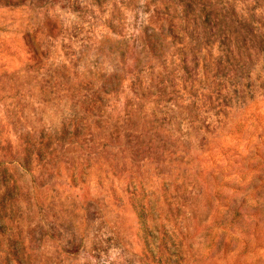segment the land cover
Returning a JSON list of instances; mask_svg holds the SVG:
<instances>
[{"label": "rangeland", "instance_id": "rangeland-1", "mask_svg": "<svg viewBox=\"0 0 264 264\" xmlns=\"http://www.w3.org/2000/svg\"><path fill=\"white\" fill-rule=\"evenodd\" d=\"M206 183L213 210L262 214L213 226ZM132 190L156 209L152 257ZM177 246L180 264H264V0L0 5V264H163Z\"/></svg>", "mask_w": 264, "mask_h": 264}, {"label": "trees", "instance_id": "trees-1", "mask_svg": "<svg viewBox=\"0 0 264 264\" xmlns=\"http://www.w3.org/2000/svg\"><path fill=\"white\" fill-rule=\"evenodd\" d=\"M23 2L24 0H0V5L16 6ZM181 183H183V180ZM168 185L172 187L173 191H175V189L178 187V184L175 179L169 181L167 184L162 183L160 185L159 189L160 191H162L163 201H165L164 205H167V198L165 197V193L168 188ZM196 187L198 192L196 193L195 198H198V196L201 195V197L196 200L197 204L198 202L201 204V207H199L198 210L201 211L202 218H207L208 221L212 222L213 226H222L228 222L227 219H230L232 222H230L229 227H235L239 225V216L241 214L246 217L251 215L256 216L258 214H262V207L252 208L247 204H244L243 201H233V203L224 204L225 213L218 212L217 210L215 211L213 210V201L221 202L222 200L220 198V194L214 191L212 185H210L209 183L203 185L197 184ZM151 194H153V192H151ZM128 195V204L136 219V237L140 245L142 246L143 250L151 257L154 256L155 253H161L160 250H158V246H155V253H153L152 249L149 247V245L151 244L150 240H153L155 238L154 232L158 229L155 224L152 225L147 223L149 219L151 220V217L153 216V214L155 215L156 212L153 203L149 201L144 191L132 190L128 192ZM201 213H197L196 215L200 216ZM244 221L247 222V220ZM253 222L255 224L254 226H257V220H254ZM250 223L252 224V222ZM163 236H166L165 231L163 233ZM218 240L219 239H217L216 242L212 241V250L215 253H219V250L222 246L223 248H225V243L220 244V241ZM174 249L175 250L169 252V259L164 260L162 262L163 264H180L179 262L184 259L179 246L175 247ZM159 262L161 263L160 260Z\"/></svg>", "mask_w": 264, "mask_h": 264}]
</instances>
